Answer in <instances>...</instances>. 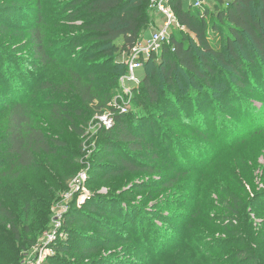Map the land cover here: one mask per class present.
<instances>
[{
	"label": "rangeland",
	"instance_id": "obj_1",
	"mask_svg": "<svg viewBox=\"0 0 264 264\" xmlns=\"http://www.w3.org/2000/svg\"><path fill=\"white\" fill-rule=\"evenodd\" d=\"M65 2L0 0V159L17 104L65 145L32 169L0 164V205L10 213L0 214V264H264V73L245 90L215 84L209 128L189 124L192 111L149 113L159 133L137 161L151 170L119 173L120 162L103 151L100 115L58 91L88 45L67 46L81 30L62 20ZM38 27L49 62L34 70ZM129 55L117 61L127 64ZM121 80L118 97L128 101ZM177 82L193 86L183 73ZM90 206L100 214L86 212ZM77 213L81 219L69 222Z\"/></svg>",
	"mask_w": 264,
	"mask_h": 264
},
{
	"label": "trees",
	"instance_id": "obj_2",
	"mask_svg": "<svg viewBox=\"0 0 264 264\" xmlns=\"http://www.w3.org/2000/svg\"><path fill=\"white\" fill-rule=\"evenodd\" d=\"M191 1H170L180 27L172 29L170 42L158 59L153 55L145 62L143 81L134 92L132 111L128 114H122L119 109L117 85L127 74V64L117 59L157 28L158 16L151 8V0H66L63 3L62 20L80 22L76 28L81 30L67 46L77 50L82 44L88 45L74 54L76 68L58 91L90 108L94 114L113 116L115 125L109 129L104 127L102 145L105 153H113V159L120 162L119 173L151 170L139 163L146 159V140L150 136L155 139L159 133L149 113L156 115L158 108H164L161 116L167 119L185 118L186 112L192 111L195 120L189 124L209 128L211 115L217 116L211 112L213 105L208 97L213 86L218 83L230 90H245L247 86L252 87L255 73H264V68L263 71L258 68V62L264 66V0H214L212 8L204 9H193L189 5ZM31 40L37 57L33 68H45L49 54L41 27L31 32ZM81 65H86L85 69H79ZM149 65L152 70L148 72ZM182 73L193 86L178 87V74ZM142 93L143 100L138 97ZM147 106L154 107L155 112L146 110ZM5 136L0 164H13L23 170L35 168L39 157L56 156L65 148L62 141L50 139L33 124L23 104L12 107ZM161 140L164 146L169 143L163 134ZM86 212L98 215L100 208L90 206ZM0 214L10 217L2 205ZM79 216L77 213L69 222L80 220ZM82 220L87 224L92 222ZM10 222L15 226L13 219Z\"/></svg>",
	"mask_w": 264,
	"mask_h": 264
},
{
	"label": "built area",
	"instance_id": "obj_3",
	"mask_svg": "<svg viewBox=\"0 0 264 264\" xmlns=\"http://www.w3.org/2000/svg\"><path fill=\"white\" fill-rule=\"evenodd\" d=\"M170 1L151 0V8L160 18L162 24L154 31H151L149 35L144 36L133 48H130V55L127 60V74L121 80L124 94L130 99L128 101L124 99L120 100L121 105L119 109L122 114L129 113L134 92L141 87L145 62L153 55L160 56L164 46L170 42L172 29L180 27L176 15L171 8ZM227 1L230 2L232 0ZM189 5L193 9L212 8L214 0H192ZM99 119L107 129L115 125L114 118L111 115L104 114Z\"/></svg>",
	"mask_w": 264,
	"mask_h": 264
}]
</instances>
